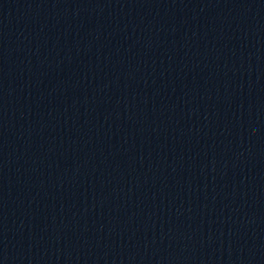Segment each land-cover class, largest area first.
<instances>
[{
    "label": "water",
    "instance_id": "1",
    "mask_svg": "<svg viewBox=\"0 0 264 264\" xmlns=\"http://www.w3.org/2000/svg\"><path fill=\"white\" fill-rule=\"evenodd\" d=\"M0 264H264V0H0Z\"/></svg>",
    "mask_w": 264,
    "mask_h": 264
}]
</instances>
